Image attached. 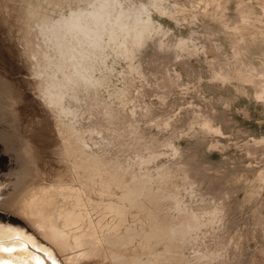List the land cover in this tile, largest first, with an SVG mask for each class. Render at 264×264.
Returning <instances> with one entry per match:
<instances>
[{"label": "rangeland", "instance_id": "rangeland-1", "mask_svg": "<svg viewBox=\"0 0 264 264\" xmlns=\"http://www.w3.org/2000/svg\"><path fill=\"white\" fill-rule=\"evenodd\" d=\"M108 1L0 0V211L50 247L72 187L58 264H264V0Z\"/></svg>", "mask_w": 264, "mask_h": 264}, {"label": "bare ground", "instance_id": "bare-ground-1", "mask_svg": "<svg viewBox=\"0 0 264 264\" xmlns=\"http://www.w3.org/2000/svg\"><path fill=\"white\" fill-rule=\"evenodd\" d=\"M107 4H110V2ZM104 8H106V7H104ZM107 9H109V8H107ZM103 14H106V13H103ZM100 16H101L100 12L94 13L92 15L91 23L86 24V26L85 25L82 26L79 24L80 22H78L76 24V27H77L76 30L79 33H81L83 36L89 35L90 33H92L90 30L93 28V26L94 25L97 26L99 19H100ZM96 26H94V27H96ZM81 34H79V35H81ZM84 39H85V37H84ZM246 76H245V78L248 79L249 81H251L252 83H254L256 88H258L257 90H259L257 93H255V94H257V95H255L256 97H258L257 99H264V63L262 64V67L260 68V70L256 71L253 69V71L251 72V75L247 76V77ZM223 78L229 79L230 77L223 76ZM203 123H204V127L207 129H214V131H220L218 126L214 127L213 125H211V121L209 119H205ZM255 143L257 145L263 144L264 139L258 138L255 140ZM83 166H85V165H83ZM51 189L52 188L49 189V187H47V186L40 188L39 193H34L35 194L34 199L37 198L35 203L34 204L32 203V206L29 205L28 207H25V209H24V214L27 218V221L29 223H31V225H33V227H35L37 230H40L44 227L48 228L47 229L48 230L47 236L50 239V241L48 243H50L49 245H51V246L49 247L46 245H42V242H41L42 240L41 241L36 240V237H35L36 235L32 236V234L29 233L28 226L22 225V223H20L22 221L18 222V220H19L18 218H17L18 220H16V219H14V216H12L13 218H11L10 216H7L5 213L0 211V234H3L4 236H13L16 238L15 242H7L4 244V247H9L12 249V251L0 252V259L11 261V264H53V261L55 262V264H58V260H57L56 255H58L57 253L61 252L60 246L63 243L68 242V234H66L64 232L65 229H63L62 227H59L57 225L56 221H57V218L59 216H65V217L74 216L73 211H72L73 208L72 209L70 207L68 208L67 202H66V200L69 199V195L67 193H68V191L72 190V187H69V186L61 187V188H58L57 190H54V191H51ZM76 201H79V200L77 199ZM6 204H7V202H6ZM8 204H10V203H8ZM8 204H7V206H8ZM2 205L3 204H1V206ZM10 205H12V208H13V203ZM10 205L8 207H10ZM53 207H55V208H53ZM15 209H16V206L13 209H11V207H10V210L14 211ZM20 209L21 208L19 207L17 209V211ZM48 209L49 210L51 209V211H47ZM17 211L15 210L16 213H17ZM72 218L73 217L68 218L67 222H69V220H72ZM120 221H121V219H120ZM15 230H18V232H15ZM184 230H185V228L183 226L182 228L173 229V230H171V232H174V233L177 232L178 233L180 231L183 232ZM164 231H165V229H164ZM107 233L109 234L110 239H112V240H108L109 243L115 242L114 244L117 245V247H116L117 250L112 252V256H113L112 258H114V260H116V261L124 260L125 256L122 253H120L119 250L122 249L127 244L128 235H127V238H118V236H117L116 239H114L113 237L111 238L110 232H107ZM83 236H86V234ZM89 237H91V236L89 235ZM123 237H124V235H123ZM81 238H82V240H81V244H79L80 245L79 249L84 252V251H87V248H88L89 244L91 243V241H90L91 239L88 240L84 237H81ZM77 242H76V244H77ZM73 244H75V241ZM64 247H66V246H64ZM56 249L58 250V252L56 251ZM35 250H38V252H36ZM53 250H54V252L56 251V254L52 253ZM95 251L97 252L98 250H95ZM49 256H51V259H49Z\"/></svg>", "mask_w": 264, "mask_h": 264}, {"label": "snow or ice", "instance_id": "snow-or-ice-1", "mask_svg": "<svg viewBox=\"0 0 264 264\" xmlns=\"http://www.w3.org/2000/svg\"><path fill=\"white\" fill-rule=\"evenodd\" d=\"M6 125L3 123H0V137H2L3 133L5 132ZM16 238L13 236H4L3 234H0V252H10L12 251L9 247H4V244L7 242H15ZM49 259H51V256H49ZM0 264H11V261L8 260H2L0 259ZM53 264L55 262L53 261Z\"/></svg>", "mask_w": 264, "mask_h": 264}, {"label": "water", "instance_id": "water-1", "mask_svg": "<svg viewBox=\"0 0 264 264\" xmlns=\"http://www.w3.org/2000/svg\"><path fill=\"white\" fill-rule=\"evenodd\" d=\"M36 252H38V250H35Z\"/></svg>", "mask_w": 264, "mask_h": 264}]
</instances>
